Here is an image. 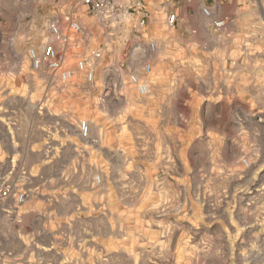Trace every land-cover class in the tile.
Returning <instances> with one entry per match:
<instances>
[{
	"label": "rangeland",
	"instance_id": "1",
	"mask_svg": "<svg viewBox=\"0 0 264 264\" xmlns=\"http://www.w3.org/2000/svg\"><path fill=\"white\" fill-rule=\"evenodd\" d=\"M150 1L158 52H145V39L122 65L114 39L94 81L65 83L32 68L27 51L51 39L71 0H0V190L13 188L1 200L0 264H264V85L206 112L200 66H168L205 56L208 28L220 32L236 10L240 56H264V0ZM99 27L90 47L105 40ZM129 68L150 79V95ZM163 90L175 96L171 112Z\"/></svg>",
	"mask_w": 264,
	"mask_h": 264
},
{
	"label": "built area",
	"instance_id": "2",
	"mask_svg": "<svg viewBox=\"0 0 264 264\" xmlns=\"http://www.w3.org/2000/svg\"><path fill=\"white\" fill-rule=\"evenodd\" d=\"M222 5L230 0H212ZM156 6H154L155 8ZM204 11L210 14L209 6ZM152 16L150 0H71V9L68 13L60 11L57 17L49 24L51 39L41 48L30 46L27 54L32 68L45 71L59 81L68 82L76 77L87 81H94L96 65L103 61L105 55L111 52L112 41L118 39L122 48V65L131 66L135 63V56L141 52L142 41L146 39V49L149 53L159 51V44L149 39L147 24ZM60 17L67 18L65 25ZM180 20L176 11H168L165 23L168 27H175ZM226 19L215 21V25L222 27ZM100 25L101 27L97 26ZM102 30L104 42L90 47L97 28ZM117 34V35H116ZM130 40H134L131 42ZM144 73L149 75L153 70V63L146 60L143 64ZM129 81L142 96L152 93L151 81L148 77L131 70L128 71ZM80 134L88 137L90 123L87 120L80 122ZM249 165L247 160H244ZM13 188L5 183L0 190L3 196L11 194ZM26 192L16 193L18 202L26 200Z\"/></svg>",
	"mask_w": 264,
	"mask_h": 264
},
{
	"label": "crops",
	"instance_id": "3",
	"mask_svg": "<svg viewBox=\"0 0 264 264\" xmlns=\"http://www.w3.org/2000/svg\"><path fill=\"white\" fill-rule=\"evenodd\" d=\"M257 23L251 22L252 25ZM211 29L212 27L208 28L210 39L203 49L205 56L170 60L168 66L170 69L172 67L178 69V65H184L186 68L199 65L205 84L201 91L204 111L208 112L211 106H215L219 111L227 112L229 111L227 107L242 101L241 98L255 97L253 89L260 84L264 85V56H240L242 34L240 10L233 12L230 22L220 32L214 33ZM253 47H259L257 42ZM170 91L163 90L159 95L164 99L162 107L168 112L172 111L175 103V96ZM245 102L252 105L251 99ZM9 198L10 195L3 196L0 192V213L6 210L1 200ZM26 259L24 256V264L27 263Z\"/></svg>",
	"mask_w": 264,
	"mask_h": 264
}]
</instances>
